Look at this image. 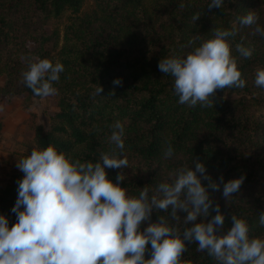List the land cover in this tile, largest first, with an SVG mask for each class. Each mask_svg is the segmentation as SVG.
I'll return each instance as SVG.
<instances>
[{
	"label": "trees",
	"instance_id": "trees-1",
	"mask_svg": "<svg viewBox=\"0 0 264 264\" xmlns=\"http://www.w3.org/2000/svg\"><path fill=\"white\" fill-rule=\"evenodd\" d=\"M208 3L93 0L82 11L81 0H0V76L5 77L0 98L39 97L22 82L27 59L61 62L63 71L52 82L57 111L48 127L31 123L36 148L51 144L70 160L81 162H95L102 152L122 154L128 165L120 169L125 177L120 184L133 196L142 186L152 194L160 182L171 181L175 169L190 166L193 157L205 164L213 179L242 175L230 198L224 200L220 191L213 192V198L226 214L225 228L227 214H236L247 221L250 236L264 238V226L258 223V212L264 210V87L254 83L256 69L264 67V36L255 32V25L237 21L252 11L256 23L264 27V0H224L220 8H209ZM66 11L61 39L55 31L47 33L46 22ZM234 24L238 30L228 42L245 85L217 89L213 105L178 103L173 77L159 71V58L183 57L210 38L212 29H231ZM236 43L251 47V56L242 57ZM114 78L121 83L113 85ZM99 85L100 95L94 94ZM115 120L124 125L123 149L108 140ZM169 144L173 155L164 158ZM117 171L106 168L114 182ZM22 175L17 169L0 189V214L10 225ZM160 215L184 227L182 219H171L169 210L156 209L151 219ZM180 262L216 264L195 241L186 242Z\"/></svg>",
	"mask_w": 264,
	"mask_h": 264
},
{
	"label": "clouds",
	"instance_id": "clouds-1",
	"mask_svg": "<svg viewBox=\"0 0 264 264\" xmlns=\"http://www.w3.org/2000/svg\"><path fill=\"white\" fill-rule=\"evenodd\" d=\"M223 3L209 0L207 6L220 8ZM256 20L252 11L237 18L239 25H255V32L264 36V27ZM237 30L236 24L231 29L214 28L210 38L183 57L159 58V71L173 77L178 103L213 105L217 89L245 85L228 42ZM235 49L242 57L252 54L251 47L241 43ZM26 63L22 82L35 95L54 94L52 82L59 79L63 64L39 57ZM111 83L119 85L121 80ZM254 83L264 87V67L256 69ZM101 91L99 85L94 94ZM110 127L109 142L123 149L124 125L115 120ZM173 152L169 144L163 157ZM127 165L122 154L102 152L95 162H81L51 144L31 149L16 162L23 175L11 207L14 222L10 225L0 214V264H181L186 242L192 241L216 264H264V238L250 236L247 221L236 214H227L225 228L226 214L213 198L215 191L224 200L230 198L242 175L213 179L205 164L193 157L190 166L175 169L171 181L160 182L152 194L142 186L133 196L120 184L125 179L120 169ZM106 168L118 169L115 182ZM156 209L169 210L171 219H182L184 227L163 215L152 220ZM258 223L264 226V210L258 212Z\"/></svg>",
	"mask_w": 264,
	"mask_h": 264
},
{
	"label": "rangeland",
	"instance_id": "rangeland-1",
	"mask_svg": "<svg viewBox=\"0 0 264 264\" xmlns=\"http://www.w3.org/2000/svg\"><path fill=\"white\" fill-rule=\"evenodd\" d=\"M81 10L92 6L93 0H81ZM51 19L46 22L45 31H55L61 39L65 17ZM4 76H0V85L4 83ZM57 111L56 95L29 98L23 94L2 96L0 98V189L11 182L14 172L18 169L16 162L36 148L33 140L31 123L48 127L50 116Z\"/></svg>",
	"mask_w": 264,
	"mask_h": 264
}]
</instances>
